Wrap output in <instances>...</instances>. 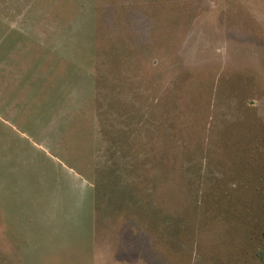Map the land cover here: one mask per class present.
I'll use <instances>...</instances> for the list:
<instances>
[{"label":"rangeland","instance_id":"obj_1","mask_svg":"<svg viewBox=\"0 0 264 264\" xmlns=\"http://www.w3.org/2000/svg\"><path fill=\"white\" fill-rule=\"evenodd\" d=\"M0 264H264V0H0Z\"/></svg>","mask_w":264,"mask_h":264}]
</instances>
